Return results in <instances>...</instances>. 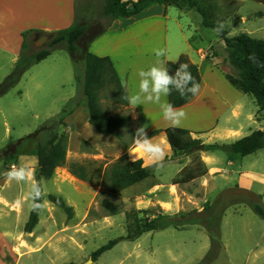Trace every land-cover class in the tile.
<instances>
[{
	"label": "rangeland",
	"instance_id": "1",
	"mask_svg": "<svg viewBox=\"0 0 264 264\" xmlns=\"http://www.w3.org/2000/svg\"><path fill=\"white\" fill-rule=\"evenodd\" d=\"M76 1L77 19L88 25L82 43L84 48L87 40L100 31L108 19L101 15L103 0H83V4ZM216 3L218 15L227 16L223 26L229 34L235 35L259 24L264 26V17L254 15V12L262 8L257 2L244 0L240 3L242 12L251 15L245 24L240 18L232 16L237 7L236 1L217 0ZM224 5L226 8H223ZM80 8L83 9L82 14L79 13ZM178 8L169 7L171 44H180L195 59L196 53L200 57L204 54V59L217 55L218 62L211 69L215 70L213 67H216L223 73L233 72L224 60V47L215 43L217 35L214 29L202 26L201 16L195 10L185 6ZM196 34L197 38L201 36L204 39L192 40L190 45L193 48H189L184 37L190 38ZM198 45L201 47L195 49ZM36 49L29 43L26 51L33 52ZM5 61L6 57L0 53V82L14 66ZM208 65L200 64L204 74H209ZM82 71L83 62L74 65L69 52L64 45L59 44L51 49L45 59L24 71L20 80L0 96V193L7 200L4 208L0 209V221L4 218L9 222L8 226L0 227L16 236L15 247L12 249L17 256L15 264H264V219L252 210L249 203L256 198L264 204V148L244 156L215 150L208 159L211 161L209 164L220 168L221 173H215L212 177L204 175L207 169L200 163L201 150L193 152L194 161L180 172L177 171L185 165L184 162L179 163L173 158L170 162L167 158H162L161 162L154 160L150 177L118 194H111L104 185V177L113 159L127 153L130 159L140 157L143 164L148 163L147 157L135 152L134 145L140 136L138 129L143 128L145 133L148 124L147 121H136L140 114L123 104L109 87L103 88L99 95L104 113L107 116L129 114L130 121L120 128L118 137H109L111 135L101 134L93 126L87 125L83 113L69 121L64 119L67 135L65 164L57 167L50 178L40 181L38 221L32 231H24L32 205L28 192L31 183L36 182V139L23 141L16 153L12 156L10 154L15 150L14 143L19 138L35 131L48 118L56 116L70 98L74 97V100L68 106L82 100L81 88L76 83V73L82 74ZM213 81L216 89H221L225 97L241 104L244 111L240 119L243 130H237L236 134L245 133V136L250 129H264V110L258 109L250 94L235 89L227 80L225 83L214 80L209 74L211 85ZM212 101L205 96L197 107L214 110L216 104ZM193 116L192 110L186 111L182 120ZM199 139L203 143L228 142L219 141L208 134ZM151 141L160 144L159 137ZM173 156L178 159L184 154ZM72 164L84 168L85 180L70 173L69 166ZM21 167L28 174L26 179L19 182L9 180L7 172ZM189 170L192 173L185 174L186 178L180 177ZM241 171L257 174L263 184L254 182L250 192L238 189V175ZM158 183L173 184L171 191L174 193L175 188L178 191L175 203L167 197L164 189L157 186ZM48 194L61 196L72 207L71 215L68 216L64 210L50 202ZM103 199L114 203L116 213H109L101 203ZM162 201H167L169 205L162 204ZM131 208L146 209L148 212L145 215L150 217L160 211L169 214L184 211L191 213L197 223L187 224L183 229L167 227L145 232L134 240H127L123 239L126 234L125 213ZM217 222L220 245L215 241L211 246L208 231L216 238ZM112 239H117V243L92 260V252ZM208 250L210 254L216 253V256L206 262L203 259ZM4 259L13 264L7 253Z\"/></svg>",
	"mask_w": 264,
	"mask_h": 264
},
{
	"label": "trees",
	"instance_id": "2",
	"mask_svg": "<svg viewBox=\"0 0 264 264\" xmlns=\"http://www.w3.org/2000/svg\"><path fill=\"white\" fill-rule=\"evenodd\" d=\"M217 0H103L101 15L108 19L107 24L97 33L92 35L82 48L83 39L88 31V25L80 22L78 14L72 24L68 27L59 29L56 37L46 46L37 48L33 52H27L29 43H32L33 32H24L22 37L21 51L14 63L11 72L0 82V96L5 94L21 78L24 71L30 66L45 59L55 46L62 44L69 52L74 65L83 62L82 74L76 73V83L82 91V100L85 103L88 112V122L99 133L119 136L120 128L130 121L129 114L107 116L100 105V91L109 87L112 93L122 100L123 104L129 106L124 97L127 95L126 88L120 82L113 64L108 56H98L88 50L89 43L103 33L110 22L117 18L133 17L151 5L161 4L164 6L174 5L177 7L185 6L195 10L201 16V25L214 29L216 35L223 40L226 55L224 60L232 68L233 72H224L228 83L235 89L245 94H250L260 111L264 110V39L251 36L246 32H241L232 36L228 35V30L219 26L224 21V17L218 15ZM83 13V9L80 10ZM33 44V43H32ZM189 65L188 71L191 72L195 81L200 84L201 76L197 64L190 61L186 54H180L176 61H166L165 68L170 76H174L179 70L180 64ZM192 86L190 81L184 89V95L170 85V91L167 95L168 103L173 107H180L188 103L194 96L187 89ZM77 87V88H78ZM74 97L70 98L68 104L53 117L48 118L41 126L32 133L19 138L15 143V150L10 154L16 153L18 146L27 139H36L34 155L37 158L35 167V179L40 189V181L50 178L57 167L65 164L66 159V142L67 135L64 130V119L69 115L74 106L79 105L82 100L76 101L73 105L68 106ZM140 121V116L136 118ZM163 132L173 155L191 154L197 150L214 151L221 150L232 155L244 156L251 154L258 149L264 148V129H255L249 134L240 137L230 143H203L199 138L191 137L190 131L181 127H165L163 129H153L145 132L139 139L151 138L158 133ZM7 147L3 150L7 151ZM1 151V152H3ZM6 156V155H4ZM71 174L81 180L86 179V172L82 166L70 165ZM151 173L144 166L142 158L130 159L127 153L113 159L107 166L104 177V185L111 194H118L123 189L139 183L150 177ZM41 193V190H40ZM48 200L54 205L64 210L68 216L72 213V207L66 204L61 196L48 194ZM32 203L41 204V194ZM102 205L110 214L116 213V207L109 199H103ZM252 210L264 219V204L256 198L249 201ZM38 210L30 209L28 219L24 224V231L30 232L38 221ZM146 209L131 208L125 213L126 234L123 239L134 240L145 232L161 230L167 227L183 229L187 224H195L196 219L187 212L169 214L158 212L150 217ZM218 224L216 238L213 233L208 231L211 246L219 241ZM117 239L109 240L106 244L101 245L91 254L92 260H95L101 253L110 249ZM211 248V247H210ZM208 250L204 261L213 260L216 253L210 254ZM61 264H78L75 262H65Z\"/></svg>",
	"mask_w": 264,
	"mask_h": 264
},
{
	"label": "crops",
	"instance_id": "3",
	"mask_svg": "<svg viewBox=\"0 0 264 264\" xmlns=\"http://www.w3.org/2000/svg\"><path fill=\"white\" fill-rule=\"evenodd\" d=\"M233 1H236L237 7L235 12L232 13V16L236 17L237 19L240 18L244 24L249 22L251 15H246V13H243V7L240 6V3L242 1L244 2V0ZM252 1L257 2L262 6L260 10L254 12V15L259 18H263L264 0ZM79 2H81L80 4H83V0H79ZM170 6L154 4L133 17L117 18L112 20L107 29L89 43L88 50L95 55L108 56L110 58L120 82L126 88L127 95L135 94L138 91L139 79L141 78L137 76V71L139 69L146 70L148 67L156 63V57L153 51L154 49L164 50L165 55L160 58V61L164 62V67L166 61L176 60L180 54H186L191 62L197 64L200 71L201 81L199 84V92L188 103L180 107H174V109H182L184 112L192 110L194 115L193 117L181 120L178 127L189 130L193 137L200 138V136L208 134L212 136V138H215L219 141H228L226 143L232 142L236 138H239L245 134H236L237 130H243L240 119L244 114V111L241 107V104L236 100L234 101L225 97L221 89H216L214 81L213 85L209 83V74L214 80L224 83L226 82V78L220 69L216 67H213L215 70L211 69L212 66L218 62L217 55H213L204 59V54H201L202 57H200L197 55L195 50V59L190 55L189 51L182 49L180 44H171V35L169 34L168 28ZM224 7L225 5L223 8ZM76 8V0H0V53L3 57H6L7 61L5 62L8 63V65H13L17 60L21 51L23 40L22 35L24 32H36L41 30L55 32L59 29L68 27L74 22L76 18ZM80 10H82V8H80ZM240 12L242 13L240 14ZM179 16L180 15H178V18ZM223 17L224 23L227 19L226 14H224ZM244 32L250 34L251 36L256 33L257 35L254 37L264 39V26L262 24L251 26ZM228 35L232 34H229L228 32ZM197 37V34L196 36H191L190 38L184 37L189 48H193L190 45L192 40L204 39V37L201 36L199 38ZM215 39H217L215 40L216 44L224 47V42L222 39H220L218 36L215 37ZM200 47V45L195 46V49H199ZM201 63H209V74L203 73L200 67ZM221 82H219V85H221ZM205 96L210 100H214L212 101L214 104H216V108L214 110H212L213 108L202 109L201 107H197L202 98ZM163 101H167V96H162V102ZM150 103L151 102L145 103L143 105H137L134 108L130 105L128 106L135 109L140 114V122L147 121L148 128L145 129L144 132H148L153 129H163L170 126V122L164 120L160 108L157 105ZM79 113H83L86 124L88 125V112L83 100L79 105L74 106L72 112L67 115L66 118L68 121L72 120L75 118V115ZM251 121L255 124V121ZM68 124L70 125V123ZM251 131L252 129H250L248 132L250 133ZM109 137L115 136L111 135ZM154 137H159L160 145L163 146L162 149L165 153L164 156L155 161L161 162L162 158H167L170 162L173 158L174 161L179 163L184 162L183 164L185 165L179 168L177 172L185 169L189 166L188 164L190 162L194 161L193 159L195 154L193 153L188 155L184 154V156H179L178 159L174 158L173 151L166 141L163 132H160L149 139ZM213 152H215V150H201L199 154L200 163L207 169L204 175L210 177L215 175V173H221L220 168L217 166H211L209 164L211 161L208 159L212 157L210 155H212ZM20 157L25 156L20 155ZM228 161H230V159H228ZM36 163L37 158H35V164ZM144 166L148 168L151 174L153 173V169L151 168L152 164L144 163ZM191 173L192 171L189 170L188 172L183 173L184 175L180 177H184L186 176L185 174ZM220 175L222 176V174ZM254 182L263 184L260 182L257 174H253L250 171H241L239 173L238 189L250 192L252 191ZM157 186L160 189H164L167 192V197H169L175 203L176 198L178 197V191L176 188L174 193L171 191L173 184L168 185L166 183H158ZM6 203L7 200L0 193V209L4 208ZM161 203L169 205L167 201H162ZM8 224L9 222L7 220L4 218L1 219L0 226L4 227L8 226ZM15 242L16 236H14L13 233L4 231L0 227V264H10L4 259L5 253L11 257L13 264H15V259H17V256L12 250L15 247ZM10 243H13V245L10 246ZM6 244H8V246H6Z\"/></svg>",
	"mask_w": 264,
	"mask_h": 264
},
{
	"label": "clouds",
	"instance_id": "4",
	"mask_svg": "<svg viewBox=\"0 0 264 264\" xmlns=\"http://www.w3.org/2000/svg\"><path fill=\"white\" fill-rule=\"evenodd\" d=\"M221 28H223L222 24L217 31ZM153 51L156 57V63L148 67L146 70L139 69L137 71V76L141 78L139 79L138 91L135 94L126 95L124 99L127 100L128 104L133 108L137 105H143L148 102L157 105L162 112L164 120L169 121L171 127H178L181 120L185 117V112L182 109H174L173 105L167 101L162 102V96L166 97L169 94L170 85L179 90L181 96L184 95V89L190 81L192 82V86L187 90L191 92L193 96L199 92L200 86L195 81L191 72L188 71V64L181 63L179 70L175 72L174 76H170L167 69L164 67V62L160 61V58L165 55L164 50L154 49ZM138 134L141 136L144 135L143 128L138 129ZM134 145L135 152L147 157V161L150 164L154 160L165 155L161 145L159 143H153L151 139L148 138L138 139ZM27 175L28 174L23 167L12 169L7 172L8 179L17 182L25 180ZM40 194V189L36 182L31 183L28 192L29 199L34 201L40 196ZM39 207L40 205L36 203H32L31 205L33 210Z\"/></svg>",
	"mask_w": 264,
	"mask_h": 264
},
{
	"label": "water",
	"instance_id": "5",
	"mask_svg": "<svg viewBox=\"0 0 264 264\" xmlns=\"http://www.w3.org/2000/svg\"><path fill=\"white\" fill-rule=\"evenodd\" d=\"M55 37L56 32L53 31H36L32 36V43L35 47L41 48L49 44Z\"/></svg>",
	"mask_w": 264,
	"mask_h": 264
}]
</instances>
